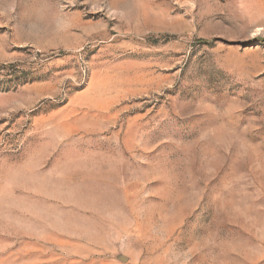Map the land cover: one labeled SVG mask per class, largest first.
<instances>
[{
    "label": "rangeland",
    "instance_id": "obj_1",
    "mask_svg": "<svg viewBox=\"0 0 264 264\" xmlns=\"http://www.w3.org/2000/svg\"><path fill=\"white\" fill-rule=\"evenodd\" d=\"M0 264H264V0H0Z\"/></svg>",
    "mask_w": 264,
    "mask_h": 264
}]
</instances>
